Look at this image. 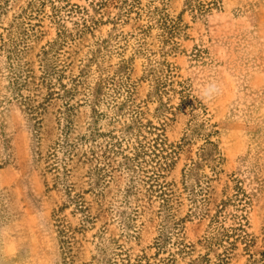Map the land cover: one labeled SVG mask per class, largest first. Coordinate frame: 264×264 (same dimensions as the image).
<instances>
[{
	"label": "rangeland",
	"instance_id": "rangeland-1",
	"mask_svg": "<svg viewBox=\"0 0 264 264\" xmlns=\"http://www.w3.org/2000/svg\"><path fill=\"white\" fill-rule=\"evenodd\" d=\"M0 264H264V0H0Z\"/></svg>",
	"mask_w": 264,
	"mask_h": 264
},
{
	"label": "clouds",
	"instance_id": "clouds-1",
	"mask_svg": "<svg viewBox=\"0 0 264 264\" xmlns=\"http://www.w3.org/2000/svg\"><path fill=\"white\" fill-rule=\"evenodd\" d=\"M211 70H202L199 79L194 82L196 95L209 102L220 94L222 85L216 78L205 79Z\"/></svg>",
	"mask_w": 264,
	"mask_h": 264
}]
</instances>
